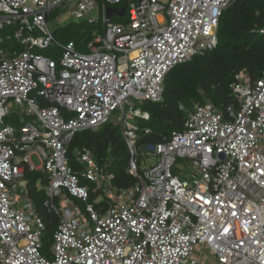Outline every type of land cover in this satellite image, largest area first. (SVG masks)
Wrapping results in <instances>:
<instances>
[{
  "label": "built area",
  "instance_id": "built-area-1",
  "mask_svg": "<svg viewBox=\"0 0 264 264\" xmlns=\"http://www.w3.org/2000/svg\"><path fill=\"white\" fill-rule=\"evenodd\" d=\"M230 1L130 0L129 20L117 22L107 8L122 0H76L77 21L97 22L94 10L104 18L103 35L82 51L57 39L47 20L69 0H0V264H264V70L254 79L236 74L222 108L195 102L182 130L144 146L156 157L144 172L138 159L136 117L150 113L136 101L159 100L175 64L217 46ZM23 112L35 118L7 121ZM107 122L121 125L133 186L115 187L110 159L99 162L87 146L75 150L79 168L70 164L74 134ZM177 157L195 171L174 173ZM33 171L55 216L48 245L28 190ZM74 198L86 202L89 219Z\"/></svg>",
  "mask_w": 264,
  "mask_h": 264
},
{
  "label": "trees",
  "instance_id": "trees-1",
  "mask_svg": "<svg viewBox=\"0 0 264 264\" xmlns=\"http://www.w3.org/2000/svg\"><path fill=\"white\" fill-rule=\"evenodd\" d=\"M125 1L130 0H122L120 4ZM263 26L264 0H231L219 17L217 46L175 64L165 76L161 98L141 103L143 109L139 108L148 111L150 118H140L145 122H137L141 127L138 146L164 141L174 130H182L187 109L192 108L195 102L210 100L217 107H224L236 74L244 72L249 78L259 77L264 70V33L260 32ZM94 28V25L82 20L56 29L54 35L60 41L73 40L78 49L83 42L94 38ZM11 120L17 124L20 118L13 117ZM144 127L151 128V132L145 133ZM83 146L92 149L99 162L104 157L110 159L109 169L114 175L115 187L125 188L136 183V177L128 172L130 152L121 125L107 122L99 127L77 131L68 145V156L74 169L79 168L74 160L75 150ZM40 174L29 172L27 178L29 187L35 189L29 188L30 193L35 203L40 205L41 214L47 222V236L43 233V241L48 245L55 216L48 213L42 205L43 200H39L40 195L45 197L44 189L38 190L36 187ZM96 196L93 187L89 199Z\"/></svg>",
  "mask_w": 264,
  "mask_h": 264
},
{
  "label": "rangeland",
  "instance_id": "rangeland-1",
  "mask_svg": "<svg viewBox=\"0 0 264 264\" xmlns=\"http://www.w3.org/2000/svg\"><path fill=\"white\" fill-rule=\"evenodd\" d=\"M75 1L76 0H69V3L67 4L68 7L54 8L50 13H48L47 20L49 22L50 27L52 28V30L54 32L58 28H61V27H64V26H68V25H70L72 23H78L79 22V21H77L74 18L73 14H72V6L75 5ZM134 1H137V0H134ZM111 6L120 7L121 4L120 3L119 4H114V5H111ZM93 16L95 17V19H97V22L90 23V22H88V19H85L84 21L86 23H89V24H92V25L95 26V28L93 30L94 37H95V35H103V32H104V29H103V24H104L103 14L101 12H97L96 10H94ZM129 18H130V13L126 12V13H124L122 15H119V14L114 15L113 20L117 21V22H124V21L129 20ZM5 33H6V30L1 31V34L4 35ZM10 44H11V41H6L3 44V46L8 47ZM78 49L82 50V51L86 50L87 49L86 48V41L83 42L81 47L78 48ZM35 51H37L39 53H43L44 55L53 56V57L57 58V56L55 54L56 52L55 51H51V48H45V49L36 48ZM32 95H35L37 97V100H38V102L41 105L48 104L47 99H45L41 95H38L36 93V91H33ZM208 101H210V100H208ZM136 104H137L136 107H138V108L140 107L141 109H143V106L141 105V103L136 101ZM15 108L16 107L14 105H12V109H15ZM17 110L19 111V109H17ZM13 114L14 113H12V115H9L7 117V121L9 123H11V124H15L11 120L13 118ZM19 118H20L21 122L25 123V122H29V121L31 122L35 117L28 116L25 112H23V113H21ZM136 120H137V122L140 121L141 123L145 122V121H142V119H140V117H136ZM138 151H139L138 159H139V163H140V168H141V171L144 172L145 168H147L151 163L156 161V157L151 152H149V150H147L143 146H138ZM31 160L35 163V165H40L41 164V159L36 154H32ZM172 171L174 173H176V174H179L181 177H183L184 174H189V173H192V172L195 171L194 170V164H193L192 160H190L188 158L177 157V160H176V162H175V164H174V166L172 168ZM87 182H88V184H93L91 181H87ZM29 188L32 189L33 186H32V188H31V186ZM29 188H28V190H30ZM34 191H35V189H34ZM25 192H26V190H25ZM18 193L23 194V192L20 189H18ZM30 195L32 196L31 193H30ZM74 199L80 205V207L82 208V212H83L84 217L86 219H89V215L85 211L86 202L82 201L81 199H78V198H74ZM39 200L40 201L44 200V195H40L39 196ZM89 202H93V203L96 204L97 203V198L94 197L92 199H89ZM36 208L39 211V213L41 214L42 213V209H41L40 205L37 204V202H36ZM41 215L44 216L43 214H41ZM46 230L44 231L45 237L47 236L46 235L47 234ZM202 249H203V251L206 254L209 253V249H208L207 245H204ZM193 256L196 257L197 259L200 258L198 256V251H196ZM207 256H206V258H207ZM204 262L205 261H204L203 258L201 260H199V263H201V264H203Z\"/></svg>",
  "mask_w": 264,
  "mask_h": 264
},
{
  "label": "water",
  "instance_id": "water-1",
  "mask_svg": "<svg viewBox=\"0 0 264 264\" xmlns=\"http://www.w3.org/2000/svg\"><path fill=\"white\" fill-rule=\"evenodd\" d=\"M127 5H128V2L125 1L120 7L108 6V8H107L108 17H113L114 14L122 15V14L126 13Z\"/></svg>",
  "mask_w": 264,
  "mask_h": 264
}]
</instances>
